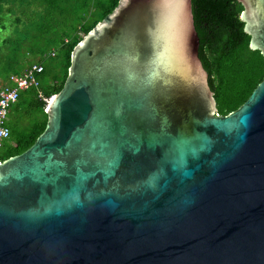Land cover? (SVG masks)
Returning a JSON list of instances; mask_svg holds the SVG:
<instances>
[{
    "label": "water",
    "instance_id": "95a60500",
    "mask_svg": "<svg viewBox=\"0 0 264 264\" xmlns=\"http://www.w3.org/2000/svg\"><path fill=\"white\" fill-rule=\"evenodd\" d=\"M208 78L191 0H118L0 162V264H264V77L226 114Z\"/></svg>",
    "mask_w": 264,
    "mask_h": 264
},
{
    "label": "trees",
    "instance_id": "16d2710c",
    "mask_svg": "<svg viewBox=\"0 0 264 264\" xmlns=\"http://www.w3.org/2000/svg\"><path fill=\"white\" fill-rule=\"evenodd\" d=\"M31 1L19 0L21 5ZM33 1L40 3L44 12H37L35 18L25 20L23 26H16V35L6 39L7 47L0 58V83L6 82L11 73H20L39 62L44 68L40 74V90L48 97L62 87L74 45L116 6L118 0ZM191 2L199 36V57L209 73L217 112L226 114L244 102L264 77V58L258 49L250 48V35L244 31L240 18L243 5L238 0ZM14 19L21 22V16ZM52 49L60 52L54 60L56 54H50ZM35 55L36 60L32 62ZM23 106L26 110H40L41 117L25 129L18 128L16 121L8 122L10 136L1 148L3 158L26 149L44 129L47 114L43 109L47 102L38 97L36 88L21 92L11 110Z\"/></svg>",
    "mask_w": 264,
    "mask_h": 264
},
{
    "label": "rangeland",
    "instance_id": "374dc122",
    "mask_svg": "<svg viewBox=\"0 0 264 264\" xmlns=\"http://www.w3.org/2000/svg\"><path fill=\"white\" fill-rule=\"evenodd\" d=\"M37 12L43 13L44 8L37 1H31L29 3L20 4L19 0H0V58L6 50V39L16 35V26H23L25 20L33 19L37 16ZM15 16H21V22L15 21ZM57 52V49H55ZM55 52L52 60L59 56V53ZM21 57V55H20ZM37 55L32 57V62L35 61ZM31 58V57H30ZM29 60V58H27ZM1 77V76H0ZM50 82V81H49ZM46 107L43 109L45 112ZM46 113V112H45ZM41 117V111L39 110H26L25 107L18 108L17 110H11L8 116V122L12 124L13 121L17 122L18 128L28 127L35 119Z\"/></svg>",
    "mask_w": 264,
    "mask_h": 264
},
{
    "label": "built area",
    "instance_id": "2783aa9c",
    "mask_svg": "<svg viewBox=\"0 0 264 264\" xmlns=\"http://www.w3.org/2000/svg\"><path fill=\"white\" fill-rule=\"evenodd\" d=\"M55 52L56 50L52 49L50 54L54 55ZM43 69L42 63L34 62L20 73H11L6 82L0 83V162L4 159L1 148L4 141L10 136L8 116L11 107L18 101L20 93L36 88L38 97L45 100L47 104L52 97V95L46 97L40 90V74Z\"/></svg>",
    "mask_w": 264,
    "mask_h": 264
}]
</instances>
